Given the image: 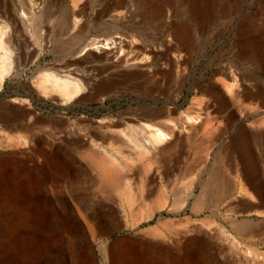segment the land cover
Instances as JSON below:
<instances>
[{
    "label": "rangeland",
    "instance_id": "rangeland-1",
    "mask_svg": "<svg viewBox=\"0 0 264 264\" xmlns=\"http://www.w3.org/2000/svg\"><path fill=\"white\" fill-rule=\"evenodd\" d=\"M0 1L12 9L22 2ZM69 1H58L51 20L45 21L48 32L35 30V22L28 32L1 20L15 61L28 65L8 74L0 88V264H264V133L259 131L264 129V0H138L123 22L93 20L80 42L67 26ZM98 3L91 0L94 18L105 7ZM159 7L166 10L162 19L157 18ZM180 23L192 28L186 46L168 32ZM121 32L136 33L149 46L171 33L167 39L177 47L173 53L187 67L185 80L174 73L167 97L161 94L163 83L150 95L151 84L141 78L140 90L130 92L125 85L102 101L76 103H61L36 87L46 67L61 64L72 53L80 55L81 45L93 37ZM39 35L49 41L43 52ZM159 62L166 67L165 60ZM226 80L238 84L233 89L237 95L223 87ZM165 101L178 106L177 116L201 112L204 124L163 152L165 157L157 153L156 158L154 152L142 157L135 149H126L124 156L107 146L125 174L120 189L102 188L89 152L104 150L76 139H89L111 114ZM29 111L35 116L23 121ZM248 152L260 170L250 180L241 172L248 166ZM220 155L224 163L218 164ZM218 167L223 180L214 198L218 201L197 207ZM235 224L251 231L240 234Z\"/></svg>",
    "mask_w": 264,
    "mask_h": 264
},
{
    "label": "bare ground",
    "instance_id": "bare-ground-1",
    "mask_svg": "<svg viewBox=\"0 0 264 264\" xmlns=\"http://www.w3.org/2000/svg\"><path fill=\"white\" fill-rule=\"evenodd\" d=\"M58 1L59 0H22L21 5L18 6V8H14V9L5 7L6 5L4 6L2 4L3 1H0V88H2L1 86L5 80V77L8 74H10L12 71H15L22 65H28L26 61H21V60H20L21 62L20 61L17 62L18 60L15 61L14 56H13L14 52L11 49L10 45H8V42H6V40L3 37L4 34L6 35L5 33L6 30L4 29L6 23H4L1 20L3 19L4 21L9 20L13 22L16 26H21V27L24 26L28 32H30L33 26V22H35L34 24L35 30L38 31L39 29L41 30V32H43V30L47 31L50 28H48V26H46L45 24L47 23V20H49L54 15V10H55V7L57 6ZM70 1H71V7H68V9L70 8V13L68 15L70 23L67 26L69 30L71 29L75 30L74 31L75 40H78V38L82 36V34L85 33V31H87L89 27H91L90 25L91 23H93L92 22L93 20L100 21L105 18H111L112 20H117V21L122 20V22L125 21L123 19L128 18V15H127L128 13L132 14L133 3H137L138 0H98L99 3H102L103 5H105V7L102 8L101 10H98L97 16L95 18L93 17L91 13L93 9L91 0H70ZM146 1H150V0H146ZM171 1L172 0H167V3H170ZM197 4L198 3H196L195 5L194 3L193 6L191 7L196 8ZM165 11H166L165 8L159 7L157 9V18L159 19L164 18ZM163 21L164 19L162 20V22ZM49 24L51 23L49 22ZM168 29H169L168 32L170 31L174 35L175 40L177 39L180 41L181 46H186L187 42L192 37V36L190 37L192 28L187 23H184V24L180 23V25H172ZM111 30H108V31H111ZM171 33L169 34L167 33L168 34L167 37L171 35ZM43 36L44 35L42 36L39 35L40 40L38 41L36 40L41 52H43L49 44V41ZM66 36H69V35H66ZM167 37H162L160 40L161 41L160 43H157L158 40L155 41V44L152 46H149V44H146L143 37H141L140 35L139 36L136 35V33H134V35H131V34L126 35L121 32V33H118L116 36H112V37L110 36L93 37L90 41L86 42L83 46L81 45V48L78 50L79 51L78 53L80 55L75 56V53H72L71 56L62 60L61 64H55L53 66L46 67L45 69H43L41 74H39L36 87L39 89V91L43 95L48 96V97L52 96V98H54L57 101H60L61 103L62 102L69 103L73 101L76 103V102L84 101L87 99H90L93 101H102L107 97L109 98L114 91H116L117 89L125 85H129L128 90L130 92L140 90L142 88V84L139 83V80L141 78H145L144 82H146L147 84H151V86L148 87L147 89V92L150 95L154 94L156 92V88L160 86V84L163 83L166 86V88L165 89L164 87L162 88L164 89V91L161 94H164L166 96L167 93L169 92L168 89L171 88L169 85H170V80H171L170 78L173 76V74L176 73L181 81L185 80V77L187 75L186 73L187 67L185 65V62L177 58L176 55L173 53L175 49H177V47H175L174 45H171ZM81 40L82 38H79V42ZM29 41H28V44H29ZM35 44H33V47L35 46ZM30 46L28 45V48ZM29 49L31 50L32 48H29ZM183 58L184 57H182V59ZM27 60L29 61V59ZM159 60H165L166 67L162 66L161 64L162 62L158 63ZM94 74L97 76L98 78L97 80H93L92 76ZM156 79H158V81ZM159 79L163 80L164 82L160 81ZM141 81L143 80H140V82ZM235 82H236V79H235ZM235 82L230 83V82H227L226 80V82L223 83L224 84L223 87H225L229 93L231 92L232 94L231 96L237 95L235 93L236 91H234L233 93L234 85L236 86L238 85ZM220 85L222 84L220 83ZM87 89H88V93H86ZM231 96L229 98H232ZM224 102H222V105ZM197 108H200V107H197ZM177 109H178V106L172 105L170 101H165L162 105L155 104L153 106V105L147 104L141 107H131L129 111L127 110L128 111L127 113L118 111L119 113L115 115L111 114L109 115L108 118L100 121L99 124L96 125V128H95L99 131L91 130L92 132H91V135L89 136V139H87L85 135L82 136L80 134L81 136L76 139L77 140L76 143L77 142H86V143L89 142L91 143L92 146L102 148V150H104V154H102L103 152L100 153L98 151L89 152L91 158L96 161V164L99 167L97 172L99 174V180L101 183L100 186L102 188L106 190L120 189L121 181L125 174L124 172L121 171V168H118L116 166V162H115L117 160L115 156L116 153L109 150L107 146H110V149H113L115 150V152L122 154V155H124L126 149H135L138 151L136 155L139 154L142 156L143 153L152 154L154 152L155 154L153 153V155L156 156L157 153L162 154L163 152L166 153L170 149L173 150L172 148L178 142H180L183 139H189L204 124V120H202L201 112L195 111L196 113L193 112L194 114H189L188 112H186L185 114L187 115L185 116L184 114L177 116L176 114H179L177 113ZM20 115H14V119H16L17 117L18 118L21 117ZM8 119H5V120H8ZM49 126L50 125H48V128ZM74 127H71V128H74ZM74 129L76 130V128ZM259 131L261 133H264V129H260ZM71 132L72 131L69 132L70 133L69 135H71ZM61 136L64 137V134H61L60 137ZM73 136L75 137V135ZM20 137L21 136H18V138L16 137L17 138L16 142L20 140ZM246 137H247V131L242 132L241 139L243 140V142L246 140ZM68 139H69V136H68ZM86 149L88 150V148ZM247 149H249V147ZM126 152H129V151H126ZM151 154L149 156H151ZM222 154L224 153L222 152ZM244 155H242V157ZM161 156L165 157V154ZM157 157L158 156H156V158ZM247 157H248V166L247 164L243 167L241 166L242 167L241 172H243L247 180H250L248 179V176L249 175L258 176L260 170H258V167H257L258 165L257 159L256 160L255 158L253 159V157H251V154L249 152L247 153ZM221 161L224 163V160L222 156L220 155L217 158L216 162L220 164ZM246 161L247 160H245V162ZM132 166H133V163H132ZM221 178H222L221 170H220V167H218L216 171L212 173L211 177L205 183L202 193L200 197L197 199V202H196L197 207L202 205L204 201L206 200L210 204L216 201V199H214L215 196L219 194V192L223 188V180ZM162 199H164L165 202H167L168 197H166V199L165 198H162ZM209 226L211 227V225ZM235 230L236 232L240 234H246V233H249V231H251L249 226H247L246 224H243V225L235 224ZM231 242L232 241H230V243ZM237 247L235 248L237 249ZM248 253H250V251Z\"/></svg>",
    "mask_w": 264,
    "mask_h": 264
},
{
    "label": "water",
    "instance_id": "water-1",
    "mask_svg": "<svg viewBox=\"0 0 264 264\" xmlns=\"http://www.w3.org/2000/svg\"><path fill=\"white\" fill-rule=\"evenodd\" d=\"M2 102H4L3 100H0V103H2ZM33 116H35V113H33V112H27V114L26 115H24V117H22L23 118V121L24 120H28V119H30V118H32ZM44 119V118H43ZM46 120V119H45Z\"/></svg>",
    "mask_w": 264,
    "mask_h": 264
}]
</instances>
